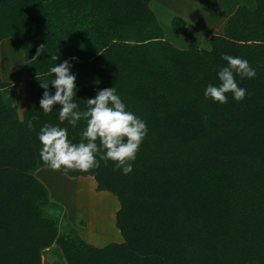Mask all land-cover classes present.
Segmentation results:
<instances>
[{
  "label": "trees",
  "instance_id": "obj_1",
  "mask_svg": "<svg viewBox=\"0 0 264 264\" xmlns=\"http://www.w3.org/2000/svg\"><path fill=\"white\" fill-rule=\"evenodd\" d=\"M149 1L0 0V42L10 38L21 51L28 96L19 112L21 96L0 74V264H42L52 245L66 264H264V0L237 6L210 36L211 51L166 40ZM41 43L46 51L33 60ZM222 54L255 69L253 78L234 74L247 91L239 102L203 95L220 83ZM64 60L80 110L114 87L147 125L131 173L112 161L89 172L61 168L116 197L121 242L95 246L73 229L60 232L45 212L56 205L34 175L46 166L37 133L59 125L78 143L85 127L61 123L58 104L47 114L39 105L45 89L36 76L51 80L49 68Z\"/></svg>",
  "mask_w": 264,
  "mask_h": 264
},
{
  "label": "clouds",
  "instance_id": "obj_2",
  "mask_svg": "<svg viewBox=\"0 0 264 264\" xmlns=\"http://www.w3.org/2000/svg\"><path fill=\"white\" fill-rule=\"evenodd\" d=\"M45 51V43H41L32 59L36 60ZM50 55L53 61L58 59L56 54ZM221 58L227 62V66L220 67L217 72L220 83L208 84L203 95L206 99L211 98L223 104L228 100L226 93H232L233 99L239 102L245 98L247 91L238 86L234 74L241 78H253L256 75L255 69L240 57L222 54ZM70 68L69 60H64L49 68V74H54L51 80H41L36 76L40 87L45 89L39 105L47 114L53 110V105L58 104L61 123L67 121L75 127L79 121H84L85 127L80 134V141L73 143L68 138L66 128L44 123L37 133L42 145L39 150L40 159L50 169L59 171L63 168L66 173L71 170L89 172L99 168L101 161L105 164L112 161L114 170H121L125 175L131 173L132 162L148 131L146 122L126 110V105L114 87L98 90L95 97L86 99L85 110H80L73 99L77 85L76 75L70 72ZM49 84L55 89L54 94L48 91ZM36 119L39 117L33 116L28 121L30 130L33 128L32 120ZM204 119H207L206 115Z\"/></svg>",
  "mask_w": 264,
  "mask_h": 264
},
{
  "label": "rangeland",
  "instance_id": "obj_3",
  "mask_svg": "<svg viewBox=\"0 0 264 264\" xmlns=\"http://www.w3.org/2000/svg\"><path fill=\"white\" fill-rule=\"evenodd\" d=\"M239 5L254 7V0H150L149 6L164 31V38L180 49L196 45L209 49V38L222 30L226 18ZM176 18V19H175ZM175 20V22H173ZM174 28L177 31H174ZM1 78L12 82L21 96L17 102L20 112L28 101L23 56L12 39L0 42ZM47 188L49 200L55 207L45 209L58 220L60 232L75 230L93 245L122 240L115 227L116 197L108 191L95 190L91 176L70 177L63 170L42 166L34 171ZM42 251L43 264H66L57 245ZM47 249V248H46Z\"/></svg>",
  "mask_w": 264,
  "mask_h": 264
},
{
  "label": "crops",
  "instance_id": "obj_4",
  "mask_svg": "<svg viewBox=\"0 0 264 264\" xmlns=\"http://www.w3.org/2000/svg\"><path fill=\"white\" fill-rule=\"evenodd\" d=\"M4 40V39H3ZM62 170V169H61ZM94 187H95V185H94ZM118 208V207H117ZM117 210V209H116ZM115 210V211H116ZM118 230V229H117ZM119 232V231H118ZM120 234V233H119ZM88 241V240H87ZM122 241V240H121ZM121 241H119V242H121ZM89 242V241H88ZM111 242H115V241H111ZM90 243V242H89ZM109 243V242H108ZM107 244V243H106ZM105 245V244H104ZM95 246H103V245H95ZM53 249V247L52 246H50V247H48L47 249H44V250H46V252L48 251V250H52ZM44 263V259H43V257H42V264Z\"/></svg>",
  "mask_w": 264,
  "mask_h": 264
}]
</instances>
